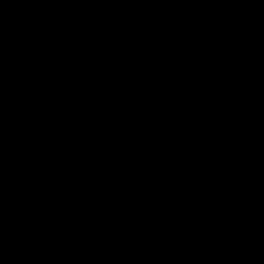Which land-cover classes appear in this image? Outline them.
<instances>
[{"label": "water", "instance_id": "95a60500", "mask_svg": "<svg viewBox=\"0 0 264 264\" xmlns=\"http://www.w3.org/2000/svg\"><path fill=\"white\" fill-rule=\"evenodd\" d=\"M0 264H264V0H0Z\"/></svg>", "mask_w": 264, "mask_h": 264}]
</instances>
